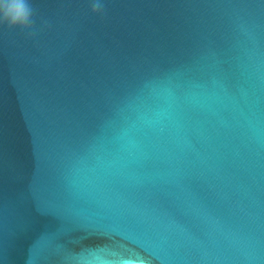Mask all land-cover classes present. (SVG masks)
Here are the masks:
<instances>
[{
  "label": "water",
  "instance_id": "1",
  "mask_svg": "<svg viewBox=\"0 0 264 264\" xmlns=\"http://www.w3.org/2000/svg\"><path fill=\"white\" fill-rule=\"evenodd\" d=\"M27 2L0 264H264V0Z\"/></svg>",
  "mask_w": 264,
  "mask_h": 264
},
{
  "label": "clouds",
  "instance_id": "2",
  "mask_svg": "<svg viewBox=\"0 0 264 264\" xmlns=\"http://www.w3.org/2000/svg\"><path fill=\"white\" fill-rule=\"evenodd\" d=\"M99 4L94 5L96 11ZM32 9L27 0H0V22L7 23L9 27H28Z\"/></svg>",
  "mask_w": 264,
  "mask_h": 264
}]
</instances>
